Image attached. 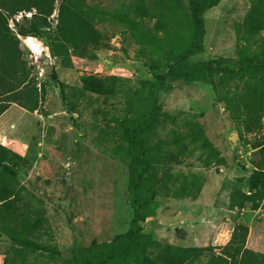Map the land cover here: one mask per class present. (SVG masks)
Segmentation results:
<instances>
[{"label": "rangeland", "instance_id": "374dc122", "mask_svg": "<svg viewBox=\"0 0 264 264\" xmlns=\"http://www.w3.org/2000/svg\"><path fill=\"white\" fill-rule=\"evenodd\" d=\"M138 1L87 0L106 11L95 25L108 45L97 49L95 58L73 55L70 66L51 48V36L60 35L58 7L62 0H57L44 33L20 36L41 91L40 110L29 111L13 103L0 117V143L27 157L19 181L26 186L25 194L35 196L33 202L48 219L43 239L57 244L61 251L54 260L31 249L29 264H96L92 250L108 251L107 243L129 231L134 219L129 200L131 160L116 150L107 131L118 118L131 123L125 120L127 113L133 119L149 115L155 96L150 86L154 70L164 72L170 66L180 70L197 62L211 67L206 66L205 75L189 79L168 75L158 89L157 107L136 138L134 156L138 160L144 149L157 148L158 157L167 156L161 162L153 158L159 176L166 169L182 179L195 175L200 180L193 186L197 194L156 196L139 224L145 235L164 243L217 247L233 243L240 224H247V246L264 252V208L246 207L253 171L252 143L257 136L244 133L225 109L226 97L240 90L245 77L255 72L254 68L240 69L238 55V46L243 44L238 39V24L252 1L219 0L207 10L203 48L182 62L170 59L168 44L157 47L138 42L128 21L118 17L135 15L133 4ZM158 1L145 0V4L154 6ZM187 3L182 0L183 5ZM26 14L31 16V12ZM157 21L156 16L144 18L152 31H156ZM16 22L26 24L23 13L11 20L15 30ZM261 35L264 38V31ZM86 74L121 76L117 94L106 98L81 91ZM195 124L226 159L224 164H206L211 151L191 142L186 134ZM176 137L183 146L175 144ZM170 152L176 157H168ZM13 244L0 230V264H9L7 256H15L21 264Z\"/></svg>", "mask_w": 264, "mask_h": 264}, {"label": "trees", "instance_id": "16d2710c", "mask_svg": "<svg viewBox=\"0 0 264 264\" xmlns=\"http://www.w3.org/2000/svg\"><path fill=\"white\" fill-rule=\"evenodd\" d=\"M218 1L188 0L185 6L182 0H159L154 6H148L145 0H140L133 4L135 15L121 14L118 17L128 21L129 29L138 42L157 47L168 44L172 54L170 59L182 62L203 48L204 15ZM251 1L245 19L238 24V39L243 41L238 46V55L240 69L254 68L255 72L243 78L240 90L226 97L225 109L244 133L257 136L252 143L253 171L247 185L246 207L258 210L264 208V38L261 35L264 31V0ZM56 9L57 0H0V116L13 103L29 111L40 110L41 91L25 58L20 36L44 33ZM58 9L60 35L51 36L52 51L69 66L73 63V55L97 57L96 50L108 45L104 41L105 36L95 25L103 20L106 11L89 4L87 0H62ZM28 12H31V16L26 14ZM20 13L24 14L26 24L16 22L15 30L10 23ZM146 16L158 17L156 31L146 26ZM160 31H164V35L161 36ZM190 37L192 43L188 44ZM207 65L211 68L208 63L197 62L180 70L173 66L164 72L154 70L150 86L155 96L149 115L144 119H133L127 113L125 120L131 123L126 124L121 122L123 118H118L112 130L107 131L116 150L121 152L124 159L131 160L129 200L134 208V219L126 234L118 235L104 246L110 248L108 251L100 253L92 250L96 264H264V252L247 246V224H240L233 243L220 247L164 243L145 235L139 224L147 216V205L156 196L190 197L197 194L193 186H197L200 180L195 175L182 179L177 173L166 169L159 176L153 158L161 162L167 156L158 157L157 148L144 149L138 160L134 156L138 149L136 138L151 122L158 102L157 91L167 76L189 79L205 75ZM121 80L122 77L116 74H86L82 76L81 91L106 98L114 97ZM186 134L191 142L211 151L207 165L226 162L199 124L189 128ZM175 144L183 146L180 137H176ZM168 157L176 156L170 152ZM27 160L25 155L0 143V230L13 241V252H17L21 264H29L28 251L31 249L43 251L54 260L61 254L57 244L43 239L48 233V219L33 202L35 196L25 194L26 186L19 181L18 176L28 164ZM6 262L17 264L15 256H7Z\"/></svg>", "mask_w": 264, "mask_h": 264}, {"label": "crops", "instance_id": "0c3cea01", "mask_svg": "<svg viewBox=\"0 0 264 264\" xmlns=\"http://www.w3.org/2000/svg\"><path fill=\"white\" fill-rule=\"evenodd\" d=\"M4 113H5V112H4ZM4 113H3V114H4ZM3 114H2V115H3ZM2 115H1V116H2ZM1 116H0V117H1Z\"/></svg>", "mask_w": 264, "mask_h": 264}]
</instances>
